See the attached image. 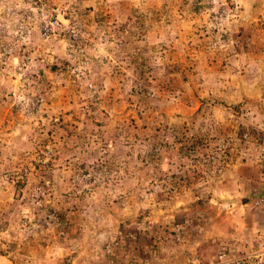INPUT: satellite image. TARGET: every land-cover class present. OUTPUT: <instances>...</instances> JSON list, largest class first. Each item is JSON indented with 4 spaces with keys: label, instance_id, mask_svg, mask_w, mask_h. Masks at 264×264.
<instances>
[{
    "label": "rangeland",
    "instance_id": "obj_1",
    "mask_svg": "<svg viewBox=\"0 0 264 264\" xmlns=\"http://www.w3.org/2000/svg\"><path fill=\"white\" fill-rule=\"evenodd\" d=\"M263 165L264 0H0V264L262 251Z\"/></svg>",
    "mask_w": 264,
    "mask_h": 264
},
{
    "label": "built area",
    "instance_id": "obj_2",
    "mask_svg": "<svg viewBox=\"0 0 264 264\" xmlns=\"http://www.w3.org/2000/svg\"><path fill=\"white\" fill-rule=\"evenodd\" d=\"M58 26L61 27L60 20L57 16L54 15V17H51L49 21H46L42 25V29L50 32L55 30ZM42 157H43V162L46 163L48 160L51 159V153L49 151L44 152L42 154ZM33 190L37 195L39 193L38 190H40V186L34 183ZM211 264H264V253L262 251L254 252L252 250L247 253H243L239 255L232 254L229 257H225L223 259L221 258L220 260L216 262H212Z\"/></svg>",
    "mask_w": 264,
    "mask_h": 264
},
{
    "label": "trees",
    "instance_id": "obj_3",
    "mask_svg": "<svg viewBox=\"0 0 264 264\" xmlns=\"http://www.w3.org/2000/svg\"><path fill=\"white\" fill-rule=\"evenodd\" d=\"M262 172L264 175V165H263ZM260 196H264L263 192L255 193L254 194L255 200H257L258 202H264V197H260ZM249 200H250V198H249ZM245 201H247V199H245ZM255 207H257V204L255 205ZM131 232L133 234H135V236L132 239H130V238H128V236H126L127 239H126V244H125V250H129L130 252L136 253L141 257H145L144 256V246L147 245L148 247H150V250H152L151 244H152V241L154 240V237L150 236V235H149V237H146L147 234H143L137 230H133Z\"/></svg>",
    "mask_w": 264,
    "mask_h": 264
},
{
    "label": "clouds",
    "instance_id": "obj_4",
    "mask_svg": "<svg viewBox=\"0 0 264 264\" xmlns=\"http://www.w3.org/2000/svg\"><path fill=\"white\" fill-rule=\"evenodd\" d=\"M255 201V203L257 205H262L264 202H258L257 200H255L254 198L252 199V202ZM255 204V205H256ZM249 251H252V250H245V249H242L240 246H237L235 244H232V243H229V244H226L224 247H222L218 254L215 255L212 260L208 261L207 264H211L212 262H216L218 260H220L221 258H225V257H229L231 256L232 254L233 255H239V254H243V253H247ZM258 251V250H257ZM262 252L264 253V250H262ZM144 264V263H143Z\"/></svg>",
    "mask_w": 264,
    "mask_h": 264
},
{
    "label": "crops",
    "instance_id": "obj_5",
    "mask_svg": "<svg viewBox=\"0 0 264 264\" xmlns=\"http://www.w3.org/2000/svg\"><path fill=\"white\" fill-rule=\"evenodd\" d=\"M260 181H261V179H260ZM262 184V186L264 187V181L261 183ZM264 192V191H263ZM260 197H264V196H260ZM249 198H250V200H249ZM248 199H247V201H245V203H244V205H248V203H250V202H252V200H251V197H249ZM254 199H255V197H254ZM258 199V198H257ZM256 209H257V207H256ZM257 213H259L258 212V210H251L250 212H249V216H248V218H249V223H250V225L248 226V228L246 229L248 232H249V234H251L250 233V229H252L253 227H255L257 224H259V222H257L256 221V218L257 217H260V215H262V214H257ZM257 227H259V228H254V229H256V230H259L260 229V232L262 233L263 231H264V217H263V215L261 216V221H260V224L259 225H257ZM225 232H227L228 233V237L232 234V232H233V229H227ZM250 238H252V236H250ZM63 263V262H62ZM57 264H60V262L59 263H57ZM64 264V263H63Z\"/></svg>",
    "mask_w": 264,
    "mask_h": 264
},
{
    "label": "water",
    "instance_id": "obj_6",
    "mask_svg": "<svg viewBox=\"0 0 264 264\" xmlns=\"http://www.w3.org/2000/svg\"><path fill=\"white\" fill-rule=\"evenodd\" d=\"M61 264V263H60Z\"/></svg>",
    "mask_w": 264,
    "mask_h": 264
}]
</instances>
